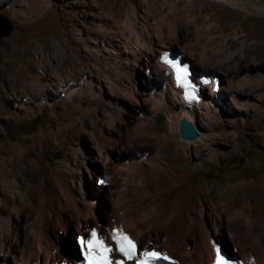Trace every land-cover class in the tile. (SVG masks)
Returning a JSON list of instances; mask_svg holds the SVG:
<instances>
[{
  "label": "rangeland",
  "instance_id": "rangeland-1",
  "mask_svg": "<svg viewBox=\"0 0 264 264\" xmlns=\"http://www.w3.org/2000/svg\"><path fill=\"white\" fill-rule=\"evenodd\" d=\"M261 15L264 0H0V16L12 25L11 33L0 39V192L3 186L7 188L0 199V218L11 225V243L22 245L28 234L18 222L32 213L21 196L27 187L31 185L33 193H47L53 183L60 182L78 204L86 200L85 206L92 207L94 220L88 222L89 229H97L103 238L110 237L112 228L103 229L114 217L139 212L142 225L136 229L145 234L139 241L176 259L179 255L190 259L193 254L195 262L198 246L206 244V239L238 258L250 252L262 255L261 219L257 217L254 223L257 234L227 225L224 216L217 231L209 195L220 194L234 181L251 189L264 183V40L257 44L249 40L244 60L231 64L239 71L237 79L233 73L226 76L215 66L197 62L208 31L212 39L236 35V49L244 42L239 37L241 20ZM164 43L182 53L197 73L221 78L214 107L209 104L196 124L205 148L185 147L183 142L196 139H180L178 119L163 109L160 91L181 103L162 80L164 74H158L157 55ZM27 58L35 64L33 71L21 68L22 59ZM243 78L247 79L244 85L237 83ZM171 136L177 145L162 144L161 137ZM165 146L176 159L170 186L161 184ZM99 177L108 178L107 186H97ZM24 182L23 187L19 185ZM173 203L181 219L169 232L159 217L167 215ZM187 214L194 224L191 237L184 240L189 251L185 254L176 241L184 236ZM68 215L74 218L71 211L63 212L61 218ZM124 223L119 227L133 237L132 225ZM228 230L234 239H229ZM57 232L61 253L69 261L76 254L74 237L79 235L75 220L66 231ZM215 232L220 233V240ZM156 233L167 238L164 243L168 245L154 242Z\"/></svg>",
  "mask_w": 264,
  "mask_h": 264
},
{
  "label": "bare ground",
  "instance_id": "bare-ground-1",
  "mask_svg": "<svg viewBox=\"0 0 264 264\" xmlns=\"http://www.w3.org/2000/svg\"><path fill=\"white\" fill-rule=\"evenodd\" d=\"M225 1L227 2L228 1H243L244 2L245 1L246 2V0H225ZM259 17L260 18L255 19L254 16H246L244 17V19L241 20L240 26L243 25V28L239 32L240 34L239 37L244 38V42L239 43V47L236 49H234L236 45L238 44L237 42L238 39L236 35H233L232 38L214 37L215 38L214 40V38L212 39L211 37H209V35L211 34V31H208L207 36L203 35L204 36L203 39L205 40V44H203L204 49H203V52L199 54L197 58V62L201 66H203L205 63L211 66H215L220 71L222 70L223 73L226 74V76L229 73L230 74L233 73L234 79H237L239 75V71H236L234 67L231 68V64L237 62L238 59L240 61L244 60V56L246 54V51L248 50L249 40H254L255 41L254 44L260 43V41L264 40V16L261 15ZM200 34L202 35L203 33H200ZM196 37H199V36L197 35ZM176 39L178 40L179 36L177 37L176 35ZM217 39H219V42L216 43ZM23 40L26 41V35L23 37ZM170 45L171 43L169 42L167 46H170ZM164 46H165V43L162 44L161 48L166 49L167 47H164ZM148 49H151V45L149 46ZM161 50L159 51L157 58L159 57ZM23 51L24 53L28 52L27 54L29 55L31 53L30 51H27L25 48L23 49ZM22 60H24L25 64L21 68L25 69L26 71L34 70L35 64L32 62L31 59L27 58V60L26 59H22ZM157 65H158L157 66L158 74L159 75L164 74L163 76H161V78L164 82L167 81L166 84L168 83V86L170 89L171 82H170V79L168 78V75L164 73L165 67L160 65L158 62H157ZM191 68H193V64H191ZM238 81L239 82L237 83L244 85L247 79L246 78L238 79ZM208 89L209 91L206 90V88L202 87L200 93L198 94V98L200 95L201 100L198 99L197 101H195L194 104L192 105L189 104L188 108L185 107V102H182L180 99L179 100L181 101V103H176L173 100H171L170 98L171 96L169 97V93L167 91H164V92L160 91V94L162 95L160 97L163 98V101L165 103V106L163 105L164 103L161 105L164 106L163 108L164 110L167 109L168 112H171L173 116H175L178 119V121L183 118V119H186L188 122H191L195 126L197 132L200 133L196 125L199 114L204 112L206 108L207 109L210 108V106L214 107V104L212 101L213 97H217L219 95V92L221 91L222 86L220 85L219 90L215 96L211 94V88L208 87ZM176 90L172 91V93L174 94L176 93L177 96H179V91L178 90L176 91ZM201 103L203 104V106ZM163 112L161 113L163 114ZM178 121H177V124H178ZM200 136L201 137L197 138L193 142H183L185 147L188 148L192 145L197 144V147L205 148L204 147L206 146L204 143L205 139L202 138L201 133H200ZM160 139L162 140V144L164 145H168L169 143H172L174 146L177 145V141L174 136H171L170 138L161 137ZM157 141H159V139H157ZM163 150H164V153H166L164 155L166 157L164 159L166 161L165 163L166 165H165V170L163 169L165 181L164 179H162L161 184L164 183L165 185L170 186L171 179L173 178L172 170L175 165L176 159L174 155H172L170 150L167 149V146H165ZM199 151L201 150L199 149ZM107 163H108L107 157L104 156V160L102 162L103 171H106L108 169V167L106 166ZM122 163H124V165L125 163L126 165H129L128 162H122ZM157 163L158 161L156 162V164ZM158 164L161 165V163H158ZM160 168H163V167L160 166ZM163 170H161V172ZM105 177H107V175H105ZM105 177L104 178L99 177L98 179H103V182H104L103 184H105L106 186L107 185L106 183L109 180L108 178H105ZM90 179H92V177H90ZM234 182L227 183L225 190L219 192L220 194L214 193L212 195H209L210 197L209 202L215 209V220H214L213 225L216 226V230L218 231L219 221H221L222 217L224 216L226 219L227 225L233 224L239 230L245 229L248 231L249 234H252V235L257 234L258 230H256V227L254 226V223L257 217L258 219L259 218L261 219L260 224H259L261 225L260 227L264 226V183L260 184L259 187L251 189L248 186L249 184L246 185L244 183H239V182L234 183ZM25 183L26 182H24L22 185L21 184L19 185L23 187ZM108 184L110 185V183ZM27 188H28V191L24 192L23 195L21 196H23L25 202H27V204L29 205L28 207L31 208L32 213L30 215H24V218L19 219L18 222L23 224L24 231L26 233L28 232V234L25 237L24 243L22 245L12 244L9 239L10 235L13 233L11 225L9 223L7 224L3 223L2 219L0 218V264L10 263L11 260L15 262L19 261V263L21 264H28L31 260L35 262L32 264H56L57 262H59V260L57 261L58 257H62V258L65 257L64 255H62L61 250H60V243H59V237L57 234L58 233L57 230L66 231L67 227L69 226V222L75 220V227L79 235H82V233H85V232L89 233L90 230L95 229V228L89 229V225H88L89 221L94 220V216H93L92 209H91L92 207L89 208L88 206H85V205H88L86 200H82V202H84L82 203V206L78 204L76 200L73 198L71 190H69L66 186H64L60 182L53 183L52 189L48 190L47 193L43 192L42 190H39L38 193H33V191L31 190L32 189L31 185H29ZM6 190L7 188L3 186L0 192V199H2L5 196ZM48 193H51L52 196H50ZM94 201L95 200L93 198V202ZM3 202L4 203H1L2 206H4L3 204L6 203L5 201ZM93 202L92 204L94 206L95 203ZM202 203L203 202H201L200 204ZM201 207L202 205L200 206V209L202 210ZM217 208L218 209L222 208V211L217 212L218 210ZM11 210L15 212L16 211L15 206H12ZM67 211H71V214H73L74 218H72L71 215H68L66 218H61L62 213L67 212ZM167 211H168V214L167 215L164 214L160 216L159 221L161 223V226L167 227L168 229L167 231L173 232V230L176 227H178L179 221L181 219V212L179 209H177L174 203L170 205ZM138 213L139 212H137L135 216H134V213L132 214L129 212L128 213L129 216L125 214L124 216H120V217L117 216L118 218L114 217V221L113 222L109 221L108 226L104 228L103 230H105V232H108L109 229L112 228L109 231V235L111 237L113 229L118 228L119 225H123L125 221L124 223L125 226H127L126 225L127 223H130L132 225L133 230H134V236L138 238V241L134 236L133 238L136 240V242H138L141 245L142 243L139 240L144 239L145 234L142 235V233L141 234L138 233L136 229L137 225H142L141 220H140L141 215ZM187 215L189 217V214ZM126 216H127V219H126ZM128 217H131V218L128 220ZM193 224H194L193 218L189 217L188 222L185 224L184 236L181 237L178 241H176L179 244V246L182 248V252L185 254H188L189 251L186 250L187 244L184 242V240L186 238L191 237L192 233L190 232L192 231ZM146 228L144 230L142 228V231H145ZM95 231L98 232L97 229H95ZM175 232L178 233V229H176ZM159 233H162V232H159ZM156 235L157 236L153 239L154 242L160 241L162 245H168L164 243L165 239L167 238L163 237V239H161L159 238L158 233H156ZM208 235H209L208 233L205 234L204 240L207 238ZM215 235L216 237H219L220 233L215 232ZM228 236H229V239H234V235L231 230H228ZM75 237H74V242H75ZM100 237L102 236L100 235ZM148 237L151 238L150 234H148ZM218 239L220 240V237ZM146 240L149 241L151 239L146 238ZM208 241H210V239L209 240L206 239V244L202 242L203 243L202 247L198 246V248L200 249L196 251L197 259L195 262L191 260V258L193 259L196 258V256H192L193 251H191L192 253L190 254L192 255L190 256L191 257L190 259H185L181 255L177 256V260L179 261V264H210L212 261L213 255H212V248L209 245ZM238 245L239 247L244 248V245L242 243L238 242ZM68 247H71V246H69L68 244ZM262 247H263V252H264V246ZM142 248H143V251L149 250L148 245H145V244L144 245L142 244ZM75 249H76V246H75ZM22 250L25 252H23ZM223 251L225 254L230 255V253L226 251L224 248H223ZM76 256H77V251H76V254H73L72 258L70 259L74 260ZM241 259H243L246 264H264V253L262 255L258 253H255L253 255L251 252L250 254L243 253V258ZM42 260L43 262H41ZM65 260L66 258H64L63 261ZM19 263H16V264H19Z\"/></svg>",
  "mask_w": 264,
  "mask_h": 264
},
{
  "label": "snow or ice",
  "instance_id": "snow-or-ice-1",
  "mask_svg": "<svg viewBox=\"0 0 264 264\" xmlns=\"http://www.w3.org/2000/svg\"><path fill=\"white\" fill-rule=\"evenodd\" d=\"M161 59L163 63L172 68L176 84L178 87L184 89L187 98L189 96V90L191 89L194 91V89L186 79V70L173 61L168 60L166 57H162ZM111 240L114 249L109 247L105 241L97 235L95 229H93L87 238H78L77 243L84 253L87 264H112V261L108 258V254L113 250L119 252L125 260L135 261V264H154V262L158 260H168V257L155 251L137 253L135 244L120 230H113ZM116 264H122V261H116ZM215 264H229V261L221 255L219 249H216Z\"/></svg>",
  "mask_w": 264,
  "mask_h": 264
},
{
  "label": "water",
  "instance_id": "water-1",
  "mask_svg": "<svg viewBox=\"0 0 264 264\" xmlns=\"http://www.w3.org/2000/svg\"><path fill=\"white\" fill-rule=\"evenodd\" d=\"M11 31V23L7 20L6 17L0 16V39L7 37L11 33ZM174 53L181 54L178 53L176 50H174ZM178 135L180 139L184 141H193L198 138L195 126L191 122H188L186 119L183 118L178 121ZM55 158L58 159L59 155L57 154Z\"/></svg>",
  "mask_w": 264,
  "mask_h": 264
},
{
  "label": "clouds",
  "instance_id": "clouds-1",
  "mask_svg": "<svg viewBox=\"0 0 264 264\" xmlns=\"http://www.w3.org/2000/svg\"><path fill=\"white\" fill-rule=\"evenodd\" d=\"M164 50H168V51H170L171 53H173V54H175V55H180L181 56V62H187L188 64H189V66H190V69H191V71H193L195 74H200V75H204V76H206V77H216V78H218L219 80H220V83H221V78H220V76H218V75H214V74H210V73H206V72H200V73H197L193 68H191V62L189 61V60H187V59H184V57L182 56V53L181 54H176V53H174V50L175 49H172V48H166V49H163V50H161V51H164ZM161 53V52H160ZM159 56H160V54H159ZM169 78V77H168ZM170 79V78H169ZM170 88H171V84H170ZM207 89V88H206ZM171 90H172V88H171ZM173 91V90H172ZM213 96H215V95H213Z\"/></svg>",
  "mask_w": 264,
  "mask_h": 264
}]
</instances>
